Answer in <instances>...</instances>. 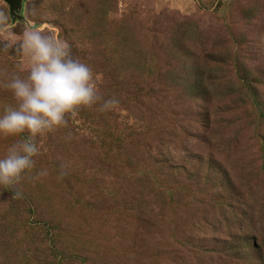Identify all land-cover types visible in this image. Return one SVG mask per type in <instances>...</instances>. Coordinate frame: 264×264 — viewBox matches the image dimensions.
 <instances>
[{
    "label": "rangeland",
    "instance_id": "obj_1",
    "mask_svg": "<svg viewBox=\"0 0 264 264\" xmlns=\"http://www.w3.org/2000/svg\"><path fill=\"white\" fill-rule=\"evenodd\" d=\"M19 10L0 0V110L26 75L28 23L91 67L100 100L36 137L33 169L0 186V264H264V0ZM14 142L0 136V156Z\"/></svg>",
    "mask_w": 264,
    "mask_h": 264
},
{
    "label": "clouds",
    "instance_id": "obj_2",
    "mask_svg": "<svg viewBox=\"0 0 264 264\" xmlns=\"http://www.w3.org/2000/svg\"><path fill=\"white\" fill-rule=\"evenodd\" d=\"M7 25V15L0 12V30ZM19 48L28 63L26 75H12L3 84L13 102L0 110V136L16 138V142L0 156V186L17 185L33 169L39 151L36 137L65 126L68 116L100 100L91 67L73 57L64 40L43 34L28 23ZM118 103L116 98L106 99L100 110H110ZM43 175H47L46 170L36 173L37 177ZM21 196L19 189L12 193L13 199Z\"/></svg>",
    "mask_w": 264,
    "mask_h": 264
},
{
    "label": "water",
    "instance_id": "obj_3",
    "mask_svg": "<svg viewBox=\"0 0 264 264\" xmlns=\"http://www.w3.org/2000/svg\"><path fill=\"white\" fill-rule=\"evenodd\" d=\"M22 0H5V2L9 5L10 15L13 20L20 19L23 20L22 15L20 14Z\"/></svg>",
    "mask_w": 264,
    "mask_h": 264
}]
</instances>
